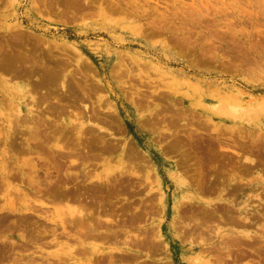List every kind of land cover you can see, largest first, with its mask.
Masks as SVG:
<instances>
[{"label": "rangeland", "instance_id": "rangeland-1", "mask_svg": "<svg viewBox=\"0 0 264 264\" xmlns=\"http://www.w3.org/2000/svg\"><path fill=\"white\" fill-rule=\"evenodd\" d=\"M45 38L52 40L50 47L43 45ZM3 45L15 51L26 49L23 67L30 66L34 73L24 68L29 76L21 73L20 78L17 74L10 78L0 71V113L11 111L12 96V102L33 103L32 118L37 120L28 122V128L19 126L27 118L23 110L18 123L12 122L10 134L0 114V264H264V227L260 228L264 224V109L243 117L224 115L215 107L221 101L232 102L235 89L243 91L244 104L250 97L264 101V0H0ZM52 64L63 66L59 70L63 74L46 81L40 74L46 66L56 69ZM62 81L64 88L71 87L67 92L60 87ZM16 84L23 86L21 92L11 89ZM64 92L72 94L64 99ZM41 93L62 97L44 101ZM61 98L67 102L53 103ZM47 100H53L49 104L56 109L58 105L63 114L48 106ZM51 118L69 122L67 127L58 125L69 135L62 133L63 138L53 131L55 135L50 132L45 141V129L53 128ZM39 120L47 125L43 127ZM78 121L85 123L81 136L75 129ZM33 126L44 128L40 145L38 140L27 144ZM5 133L10 134L7 140ZM59 144L70 152L65 151L67 157L60 151L62 155L55 158ZM81 150L89 155L77 156ZM55 160L64 168L58 175L72 172L74 182H28L33 175L42 179ZM33 164L38 175L32 171ZM121 166L133 169L138 177L126 173L131 177H118L114 186L96 181L105 173L109 179L116 176L113 172ZM54 175L58 177L55 172L47 177L54 180ZM50 183L64 184L52 186L65 199L48 201L46 208L51 210L37 207L35 213L50 216L65 204L80 206L81 199L86 224L93 232L84 236L73 227L70 237L58 226L53 235L54 224L44 218L12 211L22 202L47 201L43 187ZM190 196L200 201H191ZM243 212L254 214L247 227L232 220ZM105 217L115 223L106 224ZM247 233L252 239H246Z\"/></svg>", "mask_w": 264, "mask_h": 264}, {"label": "bare ground", "instance_id": "bare-ground-1", "mask_svg": "<svg viewBox=\"0 0 264 264\" xmlns=\"http://www.w3.org/2000/svg\"><path fill=\"white\" fill-rule=\"evenodd\" d=\"M12 1H14V0H12ZM17 25H18V24H17ZM9 27L12 28L13 26H9ZM15 27H16V26H15ZM23 27H24V26H23ZM12 29H15V28L13 27ZM16 29H17V27H16ZM16 29H15V30H16ZM18 29L20 30V28H18ZM17 39H18V38H17ZM41 40H42V39H41ZM44 40H45V42H46V45L43 44L44 46H47V45L49 46L50 42L52 41V40L49 41V40H47L46 38H45ZM44 40H43V42H44ZM6 41H7V40H6ZM22 41H23V40H22ZM16 42H18V41L16 40ZM20 42H21V40H20ZM45 42H44V43H45ZM7 43H8V42H7ZM41 43H42V42H41ZM9 44H10V43H9ZM54 44H55V42L53 41V42H52V45H54ZM55 45H57V44H55ZM55 45H54V46H55ZM44 46H43V47H44ZM54 46H52L51 48H53ZM64 46H66V45H64ZM0 47H3V49L1 48L2 50H0V52H1V53H0V71L9 74V75H10V78H13V77L15 78V77H16V74L19 75L18 78H20V76H22L21 73H23V74L25 75V76L23 75L25 78H26L27 76H29L27 73H28V71H29V69H30V68H29L30 66L27 64L29 67H27V68H26V67H23V64H25L24 62H25L26 60H28V59H27V53H28V52H27L26 54L24 53V51H25L26 49H25V50L22 49V51H23V52H22L21 49H19V48H16V51H15L14 49L12 50V49H11V45H10V49H8V48L5 49V48H4V45H3V46H0ZM27 47H28V46H27ZM49 47H50V46H49ZM49 47H48V49H49ZM55 48H56V47H55ZM66 48H68V47H66ZM59 49H60V48H59ZM50 50H51V49H49L48 51H50ZM53 50H54V49H53ZM53 50H52L51 52H53ZM60 50H62V49H60ZM62 51H63V50H62ZM29 53L32 54V53H34V52H32V53L29 52ZM21 54H22V55L24 54V55L22 56ZM30 54H28V55L30 56ZM33 55H34V54H33ZM29 56H28V57H29ZM24 57H25V58H24ZM33 57H35V55H34ZM31 58H32V57H31ZM31 60H32V59H31ZM36 60H37V59H36ZM36 60H35V61H36ZM35 61H32V62H33L32 65H35V64H36ZM27 62H28V61H27ZM27 62H26V63H27ZM34 62H35V63H34ZM29 63H31L30 60H29ZM40 63H41V61H40ZM30 65H31V64H30ZM32 65H31V66H32ZM37 65L39 66L40 64L37 63ZM41 65H43V64L41 63ZM45 65H46V64H45ZM45 65H44V67H45ZM52 65H54V67H53ZM52 65H51V67L56 68V69H52V68H50V66H49V68H47L48 66H46L45 68L42 69V73L40 74L41 76H43L44 78H46V79L43 78V79L46 80V81H47L48 79H49V80H51V79L53 80V79H55L57 76H58L59 78H60V76H62V75H61L62 72H59V70H60V68H63V66L58 65V64H56V65H58V66H56L55 64H52ZM55 66H56V67H55ZM20 67H22L23 69H22V68L20 69ZM24 68H26V70H28L27 73H26V70H24ZM28 68H29V69H28ZM22 70H23V72H22ZM62 71H63V69H62ZM2 72H0V73H2ZM30 72H33V73H34V71H33L32 68L30 69L29 73H30ZM7 74H6V75H7ZM26 74H27V76H26ZM31 74H32V73H31ZM59 74H60V76H59ZM62 74H63V73H62ZM0 76H2V74H0ZM30 76H31V75H30ZM41 76H40V77H41ZM29 78H30V77H29ZM8 79H9V78H8ZM23 79H24V78H23ZM39 79H40V78H39ZM57 79H58V78H57ZM24 80H26V79H24ZM44 80H42V82H43ZM52 80H51V81H52ZM31 81H32V80H31ZM37 81H38V80H37ZM51 81H50V82H51ZM57 81H58V80H57ZM5 82H6V80H5ZM29 82H30V81H29ZM40 82H41V81H40ZM53 82H54V81H53ZM55 82H56V81H55ZM37 83H38V82H37ZM44 83H45V82H44ZM46 83H47V84H50V83H48V82H46ZM61 83H62V84H60V87L62 86V87L64 88L65 85H64L63 81H62ZM38 84H39V83H38ZM38 84H37V85H38ZM47 84H46V85H47ZM35 85H36V84H35ZM44 85H45V84H44ZM49 86H50V85H49ZM66 86H67V85H66ZM6 87H9V85L6 86ZM6 87H5V88H6ZM22 87H23L22 85L16 84V85H14V86H11V89H13L14 92H15V91H18V90L21 92ZM35 87H37V86H35ZM47 87H48V86H47ZM30 88H31V87H30ZM32 88H33V87H32ZM63 88H62V89H63ZM66 88H68V87H66ZM66 88H64V91H65ZM70 88H71V87H70ZM70 88H68V89L70 90ZM23 89H24V88H23ZM68 89H66V90H68ZM35 90H36V88H35ZM33 91H34V90H33ZM72 91H73V90H72ZM9 92H10V91H9ZM30 92H31V91H30ZM65 92H67V91H65ZM65 92L63 93V94H65V97L63 96L64 99L66 98V94H67V93H65ZM12 93H13V92H12ZM49 93H50V92H49ZM61 93H62V90H61ZM68 93H69L70 96H71V94L74 93V91H73L72 93H71V92H68ZM0 94H2V93H0ZM30 94H31V93H30ZM41 94H42V97H43L45 93H41ZM53 94H54V93H53ZM63 94H62V95H63ZM69 94H67V96H68ZM17 95H18V94H17ZM24 95H25V94H24ZM26 95H27V94H26ZM54 95H55V94H54ZM242 95H243V91H241L240 89H235V93L231 94V96L233 97V100H234V101L232 100V102H227V103H223V102L221 101L220 103L215 104V107H216V108L218 107V109H219L221 112H223L224 115L226 114V115H228V116H229V115H230V116H243V115H247L250 111H252V112L254 111V112H258V113L261 112L260 110L263 111V109H264V101H261L262 98H261L258 102H257V101L254 102L253 97H252V98L250 97V98L248 99V101L245 102V104H244V103L242 102V100H241ZM21 96H23V92H22ZM21 96H20V97H21ZM45 96H46V94H45ZM47 96H48V93H47ZM47 96H46V98H43L44 101H45L47 98H49V97L51 96V94H50L48 97H47ZM52 96H53V95H52ZM52 96H51V98L54 99L55 97L60 98L61 95H60V96L58 95L59 97H58L57 95H56V96H53L54 98H53ZM72 96H74V95H72ZM75 96H77V95H75ZM3 97H4V96H3ZM20 97H19V98H20ZM23 97H24V96H23ZM61 97H62V96H61ZM77 97H78V96H77ZM77 97H76V98H77ZM1 98H2V97H1ZM69 98H70V97H69ZM76 98H75V99H76ZM12 99H13V97L10 96V100H9V101H11V102H10L9 104L12 103V105H11V106H12V107H11V111L8 112V113H7V112H6V113H4V112H1V113H0V114L2 115V118H3V123H2L3 128H6V125H7V127H8V133L10 132L9 130H12L11 128H13V126L11 127L12 122H14V123H18V121H19V116H22V115H23V114L20 115V113H22L23 110L26 111L27 116H25V117H27V118H26L25 123L20 122L21 125L18 124L19 126H23V125L26 126V124H27L28 122H29V124H30V123H32L31 121H33V119H36V117H35V118H34V117L32 118V113H33V110H34L33 107L35 106V105L33 106V103L30 104V105H27L28 103H27V104H23L22 101H20V100H19L18 102H17V101H16V102H12ZM32 99L34 100V98H32ZM55 99H56V98H55ZM73 99H74V98H73ZM75 99H74V100H75ZM78 99H79V98H78ZM58 100H59V103H61V105H62V100H63L62 98H61V100H60V99H57L56 101L54 100L53 103L58 104V102H57ZM67 100H69V99H67ZM81 100H82V99H81ZM263 100H264V99H263ZM7 101H8V99H7ZM9 101H8V102H9ZM41 101H42V100H41ZM47 101H48V100H47ZM49 101H50V100H49ZM49 101L47 102V103H48V104H47L48 106H50V105L52 104V103L49 104ZM52 101H53V100H51L50 102H52ZM60 101H61V102H60ZM63 101H64V100H63ZM65 101H66V100H65ZM65 101H64V102H65ZM70 101H71V100H70ZM4 102H5V101H4ZM66 102H67V101H66ZM66 102H65V103H66ZM68 102H69V101H68ZM69 103H70V102H69ZM73 103H74V101H73ZM75 103H76V102H75ZM77 104H79V103H77ZM4 105H5V104H4ZM7 105H8V104H7ZM39 105H40V104H39ZM61 105L59 104V106H61ZM71 105H72V104H71ZM72 106H73V105H72ZM74 106H76V105H74ZM79 106H80V105H79ZM51 107L55 108V107H54V104L51 105ZM51 107H48V109L50 108V109L52 110ZM56 107H57V109H58V105H56ZM82 107H83V106H82ZM45 108H46V107H45ZM35 109H36V108H35ZM48 109H47V110H48ZM57 109L55 108V110H57ZM59 109L61 110L60 112H62L63 109H62V108H59ZM59 109H58V110H59ZM85 109H86V106H85ZM107 109H108V108H107ZM107 109H106V110H107ZM2 110H3V109H2ZM43 110H44V112H45V109H43ZM0 111H1V110H0ZM37 111H38V110H37ZM53 111H54V110H53ZM107 111H108V110H107ZM110 111H111V109H110ZM112 111H113V110H112ZM112 111H111V112H112ZM57 112H58V111H57ZM60 112H58V113H60ZM70 112H71V111H70ZM87 112H88V111H87ZM87 112H86V113H87ZM218 112H219V111H218ZM254 112H253V113H254ZM34 113H36V112L34 111ZM40 113H41V112H40ZM51 113H52V112H51ZM51 113H50V114H51ZM71 113L73 114V112H71ZM74 113H75V112H74ZM91 113H92V112H91ZM108 113H109V112H108ZM223 113H222V114H223ZM37 114H39V113H37ZM62 114H63V112H62ZM96 114H97V113H96ZM96 114L94 113V115H96ZM254 114H255V113H254ZM30 115H31V116H30ZM77 115H78V114H76V116H77ZM249 115H250V113H249ZM53 116H54V115H53ZM58 116H59V115H58ZM74 116H75V115H74ZM74 116H73V117H74ZM81 116H82V115H81ZM48 117H50V115H48ZM243 117H245V116H243ZM22 118H23V117H22ZM43 118H44V117H43ZM45 118H46V117H45ZM53 118H54V117H53ZM75 118H76V117H75ZM75 118H74V119H75ZM77 118H78V116H77ZM79 118H80V117H79ZM79 118H78V120H79ZM87 118H88V117H87ZM94 118H95V117H94ZM40 119H41V118H40ZM46 119H47V118H46ZM46 119H45V120H46ZM51 119H52V118H51ZM22 120H24V119H22ZM36 120H37V119H36ZM47 120H48V119H47ZM47 120H46L45 122L48 123L49 121H47ZM52 120H53V123H52V124L54 125V126L52 125V127H53L52 130H50V131L47 130V131H46V129H45L44 134H43V132H42V133L40 132V129L43 128V127H45V125H47L44 121H40V120H39L41 123L43 122V124H44V126L41 127L40 129L36 128V126H35V128H34V126L31 127L32 129L29 128L28 131H29V133H30V135H31V136H30L31 138L29 139V137L27 136V137H28V138L26 139L27 144L29 143L30 140H32L33 142H34V141L37 142V140L39 141V135H40V134H41V136H42V134L44 135L43 137H44V140H45V137H46V138L50 137L49 134H50V132L53 133V131H55L54 133H56V132L59 131L58 133H59V135L62 137V136H63L62 133L64 134L66 131L64 132V129H63L62 127H59L58 125L60 124V126L67 127V126H68L67 124H69V122H66V121L63 122L61 119H60L61 121H59L57 118H56V121H54L55 119H52ZM57 120H58L59 122H58ZM20 121H21V120H20ZM33 122H34V121H33ZM14 123H13V124H14ZM34 123H35V122H34ZM41 123H40V124H41ZM50 123H51V122H49V124H50ZM0 124H1V123H0ZM40 124H38V127H39ZM43 124H41L40 126H42ZM49 124H48V125H49ZM84 124H85V123H84L83 121H78V123L75 124V127H76L75 129H77V131H76V132H77V135H80V136H81V134H83V133H80V130L82 129V127H83ZM32 125H33V124H32ZM66 125H67V126H66ZM0 126H1V125H0ZM19 126H18V127H19ZM27 126H28V124H27ZM27 126H26V128H28ZM50 126H51V125H50ZM46 127H47V129L49 128L48 126H46ZM69 127L71 128V126H69ZM16 128H17V127H16ZM60 128H61V129H60ZM72 128L74 129L73 126H72ZM43 129H44V128H43ZM50 129H51V128H50ZM65 129H66V128H65ZM15 130H16V129H15ZM67 130H68V129H67ZM238 130H239V129H238ZM23 131H24V130H23ZM42 131H43V130H42ZM12 132H15V131H12ZM39 132H40V133H39ZM81 132H83V131H81ZM8 133H5V136H6L5 139H6V140L9 138L10 134H12L11 132H10V134H8ZM20 133H21V132H20ZM54 133H53V134H54ZM58 133H57V134H58ZM66 133H67V132H66ZM53 134H52V135H53ZM67 134H68V133H67ZM50 135H51V134H50ZM54 135H55V134H54ZM59 135H58V137H60ZM64 135H65V134H64ZM68 135H69V134H68ZM96 135H97V134H96ZM240 135H241V134H240ZM1 136H2V135H1ZM41 136H40V137H41ZM66 136H67V135H66ZM86 136H87V135H86ZM11 137H12V135H11ZM16 137H17V136H16ZM43 137H42V138H43ZM52 137H54V136H52ZM52 137H51V138H52ZM68 137H69V136H68ZM42 138H41V141H39V143H38L39 145H40L41 142L43 143ZM56 138H57V137H56ZM63 138H65V136H63ZM81 138H82V137H81ZM10 139H11V141H9V142L12 143L14 140L12 141V138H10ZM48 139H49V138H48ZM66 139H67V138H66ZM68 139H69V138H68ZM68 139H67V140H68ZM71 139H72V138H71ZM100 139H101V138H100ZM232 139H233V138H232ZM244 139H245V138H244ZM57 140H59V138H58ZM57 140H56V141H57ZM77 140H78V137H77ZM81 140H82V139H81ZM81 140H80V141H81ZM230 140H231V139H230ZM254 140H255V138H254ZM45 141H46V140H45ZM62 141H63V139H62ZM71 141H72V140H71ZM74 141H76V140L74 139ZM91 141H92V140H91ZM233 141H235V140L233 139ZM239 141H240V140H239ZM255 141H256V140H255ZM255 141H252V142L254 143ZM21 142H22V141H21ZM48 142H49V141H48ZM65 142H67V141H66V140L64 141V143H63L64 145L62 144L63 146H65V144H66ZM82 142H84V141H82ZM87 142H88V141H87ZM97 142H98V141H97ZM100 142H101V141H100ZM102 142H103V139H102ZM220 142H221V141H220ZM235 142H236V141H235ZM240 142H241V141H240ZM11 143H10V144H11ZM67 143H68V142H67ZM76 143H78V141H76ZM232 143H233V142H232ZM238 143H239V142H238ZM255 143H256V142H255ZM5 144H6V143H5ZM56 144H58V142H57ZM92 144H93V143H92ZM92 144H91V145H92ZM97 144H98V143H97ZM218 144H219V143H218ZM12 145H13V144H12ZM14 145H15V144H14ZM14 145H13V146H14ZM34 145H36V144L34 143ZM46 145H47V143H46ZM53 145H54V144H53ZM67 145H68V144H67ZM100 145H101V144H99V146H100ZM223 145H224V144H223ZM223 145L220 144V146H223ZM252 145H253V144H252ZM20 146H21V145H20ZM37 146H38V145H37ZM57 146H58V147H57ZM57 146L55 145V148H57V150H59V153L54 154V155H55V158H57V157H56L57 154H61V153H62V154H63V153L65 154L66 152L68 153V150H65V147L61 146V144H59V145H57ZM60 146H61V147H60ZM71 146H72V145H71ZM76 146H77L78 150L81 149V148H80V147H81L80 145H79V146L76 145ZM76 146H75V147H76ZM102 146H103V145H102ZM231 146H232V145H231ZM249 146H251V145L249 144ZM255 146H256V145H255ZM255 146H253V147H255ZM32 147H33V146H32ZM226 147H227V146H226ZM232 147H233V146H232ZM67 148H68V146H67ZM70 148H71V147H70ZM70 148H68V149H70ZM104 148H105V147H104ZM110 148H111V147H110ZM249 148H250V147H249ZM256 148H257V147H256ZM34 149H35V148H34ZM34 149H33V150H34ZM37 149H39V148H37ZM43 149H44V148H43ZM71 149H72V150H77V149H74V148H71ZM112 149H113V148H112ZM231 149H232V148H231ZM243 149H244V147H243ZM246 149H247V148H246ZM253 149H254V148H253ZM261 149H262V148H261ZM12 150H13V149H12ZM33 150H32V151H33ZM44 150H45V149H44ZM54 150H56V149H54ZM54 150H53V151H54ZM82 150H83V149H82ZM82 150H81V151H78V152L75 151V152H76L77 156L80 155V156H84V158H86V157L89 155L88 152H87L88 150L83 151V152H82ZM84 150H85V149H84ZM226 150H227V149H226ZM248 150H249V149H248ZM248 150H247V151H248ZM251 150H252V149H251ZM35 151H36V150H35ZM60 151H61V153H60ZM65 151H66V152H65ZM70 151H71V150H70ZM89 151H90V150H89ZM109 151H110V149H109ZM56 152H58V151H56ZM75 152H74V153H75ZM81 152H82V153H81ZM92 152H93V151H92ZM221 152H222V151H221ZM251 152H252V151H251ZM251 152H250V153H251ZM40 153H42V152H40ZM89 153H90V152H89ZM224 153H225V152H224ZM236 153H237V152H236ZM255 153H257V150H256ZM62 154H61V155H62ZM64 154H63V155H64ZM68 154H70V152H69ZM71 154H72V153H71ZM76 154H75V155H76ZM226 154H228V153H226ZM229 154H230V153H229ZM232 154H233V153H232ZM251 154H252V153H251ZM65 155H66V154H65ZM73 155H74V154H73ZM90 155H93V154H90ZM94 155H95V154H94ZM223 155H224V154H223ZM234 155H235V153H234ZM227 156H229V155H227ZM238 156H239V155H238ZM238 156H237V157H238ZM240 156H241V153H240ZM50 157H51V155H50ZM63 157H64L63 159H65V158L67 157V155H66V157H65V156H63ZM68 157H69V155H68ZM237 157H236V158H237ZM59 158H60L61 160H60ZM50 159H51V158H50ZM58 159L60 160V162L63 161V160H62V157H61V156L59 157V155H58ZM229 159H230V158H229ZM238 159L240 160V158H238ZM56 160H57V159H56ZM56 160H55L54 162H56ZM256 160H257V159H256ZM254 161H255V160H254ZM257 161H258V160H257ZM69 162L75 164V163L73 162V160H72V161H69ZM85 162H86V161H85ZM148 162H149V160H148ZM240 163H241V161H240ZM254 163H255V162H254ZM77 164H78V163H77ZM127 164H128V163H127ZM127 164H125V165H127ZM245 164H247V163H245ZM248 164H249V163H248ZM60 165H62V164L60 163ZM60 165H59V162L52 163V165H51L50 167H48V169H46V171L44 172L45 174H44V177H43L42 179H40V180L37 179V178H36L37 176H35V175L30 176V177L28 176V177H29V178L27 177L28 180H29L28 182H34V183H35V182H42V183H43V182H46V183H49V182H53V183H54V182H62V183H63V182H65V183H66V182H69V180L67 181L66 179H70V180L73 181V179L71 178V176H73V175H71L72 172H71V174H70L69 172H68V173L63 172L60 176L58 175V172H60L61 169L63 168V167H61ZM67 165H68V164H67ZM75 165H76V164H75ZM250 165H254V164H250ZM255 165H256V164H255ZM69 166H70V165H68V167H69ZM237 166H238V165H237ZM239 166H241V165H239ZM245 166H247V165H245ZM60 167H61V169H60ZM68 167L66 166V168H65L66 171H68V170H67ZM228 167H229V166H228ZM241 167H242V166H241ZM32 168H33L32 171H34V173H36V172L38 171V170H37L38 168H35V164L32 165ZM117 168H118V167H117ZM120 168H121L120 170H119V169L117 170L118 175H117V173H115L116 171L113 172L114 174H116V176H115V175L112 176V177H113V181H111V180H112V177H110V179H109V175L106 174V173H105L106 176H105L103 179H102L103 176H102L101 178H100V176H97V177H96V181H97V179L99 178L100 180L98 179L99 181H97V182H100V184H101V182H105V183H104L105 185L108 184V185L114 186V185L116 184V181H118V179H119L118 177L121 178L123 175H124L123 177L129 176V175H126V173L130 174V172H131V171H130L131 169L128 170V169H126V167L123 168V167L121 166ZM122 168H123V169H122ZM232 168H233V167H232ZM243 168H245V167L243 166ZM3 169H4V168H3ZM3 169H2V170H3ZM41 169H42V168H41ZM124 169H126V170H124ZM261 169H262V168H261ZM39 170H40V169H39ZM44 170H45V168H44ZM44 170H43V171H44ZM63 170H64V168H63ZM238 170H239V169H238ZM242 170H243V169H242ZM246 170H247V169H246ZM3 171H4V170H3ZM43 171H41V172H43ZM126 171H127V172H126ZM128 171H129V172H128ZM10 172H12V171H10ZM53 172L57 173V175H58L59 178H58L56 175H54V176L56 177V178H54V180L51 179L52 177H49V178L47 177V175H50V174L53 173ZM132 172H133V169H132ZM132 172H131V174H135V173H136V172H133V173H132ZM240 172H241V171H240ZM263 172H264V171H263ZM7 173L9 174V171H8ZM20 173H21L22 176L24 175V173L22 172V169H21V168H20ZM30 173H31V172H30ZM113 173H112V174H113ZM242 173H244V172L242 171ZM36 174L38 175V172H37ZM109 174H111V173H109ZM136 174L139 175L138 173H136ZM136 174H135V177H138V176H136ZM262 174H263V173H262ZM39 175H40V174H39ZM70 175H71V176H70ZM75 175H76V173H75ZM78 175H79V174H78ZM125 175H126V176H125ZM61 176H63V178H62ZM76 176H77V175H76ZM76 176H75V177H76ZM92 176H93V175H92ZM60 177H61V178H60ZM123 177H122V178H123ZM129 177H131V176H129ZM132 177H134V175H132ZM73 178H74V177H73ZM235 178H236V177H235ZM235 178H234V179H235ZM101 179H102V180H101ZM142 179H143V178H142ZM175 179H176V177H175ZM177 179H178V178H177ZM231 179H233V178H231ZM231 179H229V180H231ZM236 179H237V178H236ZM85 180H86V179H85ZM120 180L122 181L123 179H120ZM180 180H181V179H180ZM90 181H91V180H90ZM121 181H120V182H121ZM231 181H232V180H231ZM236 181H237V180H236ZM236 181H234V182H236ZM73 182H74V181H73ZM83 182H84V181H83ZM110 182H111V183H110ZM113 182H115V183H113ZM122 182H123V181H122ZM138 182H139V181H138ZM179 182H180V181H179ZM247 182H248V181H247ZM62 183H61V184H62ZM112 183H113V184H112ZM249 183H250V182H249ZM50 184H51V183H50ZM247 184H248V183H247ZM37 185H38V183H37ZM39 185H41V183H40ZM42 185H43V184H42ZM52 185H53V184H51V185H47V184H45L44 187L42 186V187H43V190H45V192H46V194H47V196H46V197L48 198L47 201H43V200L40 199L39 201L36 200L37 203H36V202H33V204L30 203V202H22L19 208H16V207H13V206H12V211H15V210H19V212L24 211V214H25V213H28V214H29V213H34V214H36V215H34V216H38L39 218H40V217L44 218L48 223L54 224V226L51 227L52 230H51V231L48 230V231H50L51 234H53V235L55 234L54 232H55V230H56V227H58V226H60V227H61V230H62L63 232L65 231L66 234H65V233H64V234H65V235L68 234V236L71 235V233H70L69 231H71L70 228H73V227H76V228H75L76 230H75L74 228L72 229L73 231L75 230V232H80V233L83 232V233H82L83 235H84V233H88V232L91 233V232H93V231H94V230H93L94 228H93L92 226H90L91 224L88 223V222H87V223L90 224V225H87V224H86V218L84 217V215L86 214V210H85V209H84V210L82 209V208H84L85 206L83 205V203H81L82 200H81V199H78V198H76V199H78L79 202H80V201H81V202L78 203L77 205L80 204L81 207H80V206H78V207H77V206H69V205H67V206L65 207V205H66V204H65L64 207L61 208V209L63 210V209L65 208L67 212H65V209H64L63 211L60 209L61 211H59V212H58V211H53V212L51 211L52 213H51L50 216L35 213V210H37V207L40 208L41 210H40V209H39V210H40V211H43V212H46V211H48V210H51V209H49V207L46 208V205L49 204V203H47L48 201H50V202H51V201H52V202L54 201L55 203H56V202H60V201L63 200V199L61 198L62 200L59 201V197H60V196H62V197L65 199V197H64L62 194H60L59 192H56V191H58V190H56L55 188H57L59 184H58V183H56V185L54 184V185H53V186L55 187L54 189H53V186H52ZM63 185H64V184H63ZM63 185H61V186H63ZM66 185H67V184H66ZM66 185H65V186H66ZM108 185H107V186H108ZM59 186H60V185H59ZM61 186H60V187H61ZM234 186H235V185H233V189H234ZM240 186H241V184H240ZM240 186H239V188H240ZM40 188H41V186H40ZM58 188H59V187H58ZM62 188H63V187H62ZM226 188H227V187H226ZM237 188H238V187H237ZM237 188H236V189H237ZM60 189H61V188H60ZM231 189H232V188H231ZM231 189H230V190H231ZM33 190H35V189H33ZM55 190H56V191H55ZM250 190H251V189H250ZM36 191L39 193V190H38V189L35 190L34 193H36ZM60 192H61V190H60ZM235 192H236V191H235ZM235 192H234V193H235ZM62 193H63V192H62ZM226 193H228V192H226ZM260 193H261V192H260ZM39 194H40V193H39ZM68 194H69V193H68ZM41 195H42V194H41ZM41 195H40V196H41ZM70 195H71V194H70ZM70 195H69V196H70ZM207 195H208V194H207ZM229 195H230V193H229ZM48 196H50V197H48ZM65 196H67L66 193H65ZM72 196H73V195H72ZM256 196H257V195H256ZM42 198H43V197H42ZM66 198H67V197H66ZM43 199L45 200V198H43ZM70 199H71V198H70ZM70 199H69V200H70ZM189 199H190L191 201H192V200H196L197 202L200 201V199H198V198H196V197H194V196H190ZM218 199H221V200H222L223 198H218ZM69 200H68V201H69ZM202 200H204V199H202ZM202 200H201L202 204H205V205H210V204L212 203V202H210V200H209V201H202ZM70 201H71V200H70ZM52 202H51V203H52ZM54 202H53V203H54ZM29 203H30V204H29ZM34 203H35V204H34ZM181 203H182V202H181ZM12 204H14V203H12ZM10 205H11V204H10ZM49 205H50V204H49ZM55 205H56V204H55ZM55 205H54V206H55ZM61 205H63V204H60V206H61ZM197 205H198V204H197ZM83 206H84V207H83ZM256 206H257V205H256ZM262 206H263V204H262ZM56 207H57V206H56ZM179 207H180V206H179ZM179 207H178V208H179ZM182 207H183V206H182ZM58 208H59V206H58ZM9 209H11V208H9ZM214 209H215V208H214ZM39 210H38V211H39ZM215 210H217V209H215ZM83 211H85V213H84ZM205 211H206V209H205ZM15 212H16V211H15ZM201 212H202V211H201ZM206 212H207V211H206ZM211 212H212V211H211ZM214 213H215V212H214ZM231 213H232V212H231ZM234 213H235V212H234ZM243 213H244V212H243ZM21 214H22V213H21ZM43 214H44V213H43ZM45 214H46V213H45ZM47 214H48V213H47ZM89 214H90V212H89ZM89 214L87 213V217H88V218H89V216H88ZM99 214H100V213H99ZM206 214L208 215V213H206ZM237 214H238V213H237ZM244 214H245V213H244ZM200 215H201V214H200ZM211 215L213 216L214 214H211ZM233 215H234V214H233ZM242 215H243V214H242ZM242 215H240V217H238L239 219H238V218L235 219L236 217H235L234 219H232L231 217H230V218L234 221L233 223L239 224V225H241L242 227H243V226H244V227H247L249 223L251 224L252 222H254V221H252V219H251V216L254 215V214H248V213H246L245 215H243V216H242ZM22 216H23V215H22ZM29 216H30V215H29ZM188 216H189V215H188ZM202 216H203V215L200 216L201 219H203ZM208 216H209V215H208ZM263 216H264V215H263ZM90 217H91V216H90ZM180 217H181V216H180ZM190 217H191V215H190ZM190 217H189V218H190ZM214 217H215V216H214ZM214 217H213V218H214ZM221 217H222V216H221ZM24 218H25V217H24ZM107 218H108V219H106V217H105V219H104L105 223H106V222H107L108 224H109V223H110V224H111V223H115V221H113V219H109L110 217H107ZM195 218H196V217H194V219H195ZM200 218H199V219H200ZM210 218H211V217H210ZM225 218H226V216H225ZM22 219H23V218H22ZM27 219H28V218H27ZM84 219H85V220H84ZM231 219H230V220H231ZM89 220H90V219H89ZM97 220L99 221V219H97ZM97 220H96V221H97ZM210 220H212V219H210ZM219 220H220V219H219ZM230 220H229V221H230ZM42 221H43V220H42ZM83 221H85V224H86V226H87L86 228H85V226L83 227V225H84V224H82V223H84ZM205 221H206V219H205ZM258 221H259V220H258ZM44 222H45V221H44ZM91 222H92V221H91ZM102 222H103V221H102V219H101V223H102ZM193 222H194V221H193ZM230 222H231V221H230ZM255 222H256V221H255ZM94 223H95V221H94ZM99 223H100V222H99ZM103 223H104V222H103ZM103 223H102V224H103ZM107 223H106V224H107ZM194 223H195V222H194ZM202 223H203V222H202ZM202 223H201V224H202ZM204 223H205V222H204ZM41 224H42V223H41ZM43 224H44V223H43ZM95 224H98V222L95 223ZM224 224H225V223H224ZM256 224H257V223H256ZM16 225H17V224H16ZM37 225H38V224H37ZM46 225H47V224H46ZM81 225H82L83 228H85V230H83V228L81 227ZM92 225H93V224H92ZM104 225H105V224H104ZM196 225H197L196 228L199 227V229L201 230V226H199V224H196ZM204 225L207 227L208 224H204ZM239 225H238V226H239ZM246 225H247V226H246ZM40 226H41V225H40ZM106 226H107V225H106ZM188 226H189V225H188ZM35 227H37V226L35 225ZM43 227H44V226H43ZM45 227H46V226H45ZM45 227H44V228H45ZM48 227H49V226H48ZM60 227H59V228H60ZM90 227H92V229H91ZM96 227H97V225H96ZM100 227H101V225H100ZM194 227H195V226H194ZM206 227H205V228H206ZM208 227H209V226H208ZM263 227H264V224H261V225H260V228H263ZM21 228H22V227H21ZM68 228H69L70 230H68ZM190 228H191V227H190ZM190 228H189V229H190ZM203 228H204V227H203ZM24 229H25V228H24ZM40 229H41V228H40ZM45 229H46V228H45ZM47 229H48V228H47ZM211 229H212V228H211ZM22 230H23V229H22ZM33 230H34V229H33ZM36 230H37V229H36ZM95 230H96V229H95ZM206 230H207V229H206ZM258 230H259V228H258ZM258 230H257V231H258ZM31 231H32V230H31ZM39 231H40V230H39ZM39 231H38V232H39ZM43 231H44V229H43ZM43 231H42V232H43ZM45 231L48 232L47 230H45ZM90 231H91V232H90ZM193 231H194V230H193ZM195 231H197V230H195ZM195 231H194V232H195ZM207 231H208V230H207ZM207 231H206V232H207ZM244 231H245V230H243V232H244ZM259 231H260V230H259ZM262 231H263V230H262ZM262 231H261V232H262ZM26 232H28V231H26ZM56 232H57V231H56ZM197 232H198V231H197ZM241 232H242V231L240 230V233H241ZM263 232H264V231H263ZM263 232H262V234H263ZM28 233H29V232H28ZM35 233H36V232H35ZM60 233H61V231H60ZM69 233H70V235H69ZM199 233H201V232H199ZM202 233H203V232H202ZM42 234H43V233H42ZM45 234H46V233H45ZM51 234H50V235H51ZM58 234H59V233H58ZM74 234H75V233H74ZM74 234H72V236H75ZM78 234H79V233H78ZM78 234H76V235H78ZM82 234H81V235H82ZM98 234H100V233H98ZM155 234H156V233H155ZM214 234H215V233H214ZM28 235H29V234H28ZM28 235H27V236H28ZM31 235H32L31 238H34V242H35V239H36V238L33 237V234H31ZM39 235H40V234H39ZM39 235L37 234V235H35V236L39 237ZM197 235H198V234H197ZM199 235H200V234H199ZM235 235H236V234H235ZM44 236H45V235H44ZM68 236H67V237H68ZM84 236H85V235H84ZM98 236H99V235H98ZM253 236H254V235H253ZM55 237H56V236H55ZM57 237H58V236H57ZM57 237H56V238H57ZM70 237H71V236H70ZM87 237H88V236H87ZM236 237H237V236H236ZM239 237H240V236H239ZM245 237H246V239H248V238L251 237V235H250L249 233H247V234H245ZM247 237H248V238H247ZM21 238L24 239V235L21 236ZM29 238H30V236H29ZM31 238H30V239H31ZM53 238H54V236H53ZM53 238H52V239H53ZM75 238H76V237H75ZM254 238H255V237H254ZM1 239H2V238H1ZM5 239H6V238H5ZM5 239H2L1 241H3V240L5 241ZM25 239H26V238H25ZM40 239H41V238H40ZM57 239H58V238H57ZM235 239H236V238H235ZM251 239H252V237H251ZM255 239H256V238H255ZM255 239H254V240H255ZM258 239H259V238H258ZM28 240H29V239H28ZM28 240H27V241H28ZM36 240H37V239H36ZM230 240H231V238H230ZM256 240H257V239H256ZM130 241H131V240H130ZM137 241H138V240H137ZM233 241H236V242H237V240H234V239H233ZM28 242H31V241L29 240ZM34 242H32V243H34ZM238 242H239V240H238ZM243 242H244V241H243ZM250 242H251V241H250ZM25 243H26V242H25ZM138 243H139V242H138ZM232 243H233V242H232ZM240 243H241V242H240ZM240 243H239V245H240ZM15 244H16V243H15ZM17 244H21V242H20V243H17ZM28 244H29V243H28ZM154 244H155V243H154ZM250 244H251V243H250ZM12 245H13V244H12ZM140 245H141V244H140ZM239 245H238V246H239ZM22 246H23V245H22ZM12 247H13V246H12ZM23 247H24V246H23ZM240 247H241V246H240ZM237 250H239V249H237ZM235 251H236V250H235ZM244 253H245V252H244ZM239 254H242V257H243V253H242L241 251H240ZM239 254H238V255H239ZM245 255H246V254H245ZM245 255H244V258H245ZM110 256H111V255H110ZM235 257H236V256H235ZM237 257H238V256H237ZM246 257H247V256H246ZM109 258H110V257H109ZM238 259H239V257H238ZM250 260H251V259H250ZM246 263H247V261H246ZM251 263H252V262H251Z\"/></svg>", "mask_w": 264, "mask_h": 264}]
</instances>
